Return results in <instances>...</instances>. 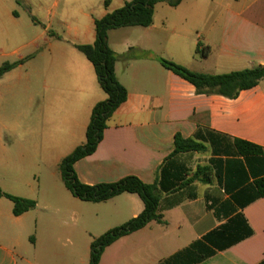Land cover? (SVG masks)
Wrapping results in <instances>:
<instances>
[{"label": "crops", "instance_id": "obj_1", "mask_svg": "<svg viewBox=\"0 0 264 264\" xmlns=\"http://www.w3.org/2000/svg\"><path fill=\"white\" fill-rule=\"evenodd\" d=\"M106 1L99 17L91 18L93 30L75 47L93 44L95 21L132 0H109L105 6ZM70 36L80 41L78 33ZM108 41L119 56L136 52L130 62L116 64L128 98L107 121L95 153L73 168L87 186L128 177L156 184L161 220L116 240L100 264H264V197L256 185L264 179V81L233 99L198 94L160 63L165 59L210 76L264 66V0L158 3L150 27L114 29ZM197 50L205 56H197ZM86 60L65 58L62 69L49 71L57 85L44 80L31 97L39 109L67 111L69 141L75 144L60 164L78 147L94 106L105 99ZM0 126L1 133L8 131ZM177 135L205 150L173 154ZM237 140L262 148L263 154H241ZM27 185L29 191L11 193L36 199ZM4 200L9 199L0 198V264H89L96 239L145 209L138 195L124 193L103 203L74 196L62 208L44 209L46 217L38 215L37 202L36 209L16 216L14 203L9 200L8 209Z\"/></svg>", "mask_w": 264, "mask_h": 264}, {"label": "rangeland", "instance_id": "obj_2", "mask_svg": "<svg viewBox=\"0 0 264 264\" xmlns=\"http://www.w3.org/2000/svg\"><path fill=\"white\" fill-rule=\"evenodd\" d=\"M1 1L0 68L6 63L20 65L0 81V122L8 126L3 133L0 126V180L4 186L0 188L14 195L11 191H29L30 183L36 198L31 200L39 204L38 215L46 217L44 209L62 208L74 197L64 184L60 161L75 143L69 141L67 111L39 109L31 97L41 90L44 80L57 85L49 71L62 69L65 58L86 60L73 44L83 42L86 32L93 30L91 18L99 17L103 0ZM74 33L80 35V41L71 38ZM96 87L105 97L101 101L106 100L98 79ZM17 120L19 125H15ZM76 143L83 146L86 135ZM4 201L12 208L9 200Z\"/></svg>", "mask_w": 264, "mask_h": 264}, {"label": "trees", "instance_id": "obj_3", "mask_svg": "<svg viewBox=\"0 0 264 264\" xmlns=\"http://www.w3.org/2000/svg\"><path fill=\"white\" fill-rule=\"evenodd\" d=\"M183 0H132L122 8H119L102 19L95 21L96 39L93 44L77 45L87 60L93 65L98 82L107 95V99L97 103L91 114L89 126L86 131V143L76 148L60 164V171L66 188L76 198L90 203H103L121 194H136L144 203V211L128 223L114 228L96 239L91 245L89 264H100L103 251L119 238L137 232L145 228L152 221H160L158 206L160 193L156 184L146 185L136 177H128L114 184H99L87 186L82 184L74 171V164L95 153L103 140L104 131L107 129V121L127 101L128 92L118 81L116 64L120 59L130 62L136 57V52L131 49L126 54L119 56L109 45L108 33L114 29L127 27L148 28L153 24L155 6L158 3H167L177 7ZM109 5V0L105 6ZM197 56L205 54L199 50ZM160 63L168 70L193 84L198 94H218L227 98H237L245 90L256 87L264 81V66L256 67L240 72H232L226 75L210 76L190 71L186 67L160 59ZM17 64H4L0 68V80L8 72L15 69ZM239 152L243 155L257 156L263 154V149L245 141H236ZM205 147L192 139L185 140L179 135L175 138L173 154L183 152H203ZM198 176V173L196 174ZM260 196L264 197V179L257 183ZM5 197L14 203V214L22 215L37 207V202L5 193L0 188V198Z\"/></svg>", "mask_w": 264, "mask_h": 264}]
</instances>
